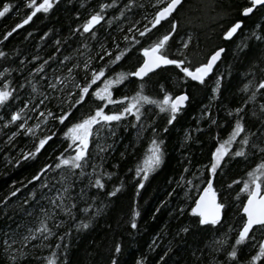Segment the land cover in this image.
I'll use <instances>...</instances> for the list:
<instances>
[{
    "label": "trees",
    "instance_id": "obj_1",
    "mask_svg": "<svg viewBox=\"0 0 264 264\" xmlns=\"http://www.w3.org/2000/svg\"><path fill=\"white\" fill-rule=\"evenodd\" d=\"M42 2L36 0L37 5ZM30 3L0 0V10L11 5L0 18V90L12 93L0 104V264H48L50 259L55 264H111L113 259L118 264H252L264 229L254 228L245 244L235 241L245 219L243 181L264 161V89L258 90L264 81V39L256 38L264 37V7L242 17L249 0H182L172 16L152 28L163 7L158 0H53L47 13H37L13 31L33 10ZM102 5L109 7L102 10ZM97 13L102 22L84 32L83 25ZM237 20L243 27L231 40H223ZM172 24L177 25L174 32ZM146 27L151 31L141 36ZM169 33L165 54L185 59L189 67L224 48L204 84L169 66L143 80L129 77L112 92L117 100L132 97L143 84V94L155 100L166 92L173 97L187 93L189 100L175 121L169 124V113L146 104L140 121L129 115L112 122L114 135L96 126L98 135L90 139L82 169L58 168L61 156L75 155L76 145L69 147L65 137L68 128L104 106L92 93L105 79L134 71L142 61L141 50ZM122 52V59L111 63ZM101 69L105 76L77 104L80 89ZM245 85H250L247 91ZM122 107L108 105L105 112ZM17 113L20 119L12 121ZM61 116L67 117L64 123ZM237 120L245 132L229 146L230 152L239 150L247 137V155L225 157L213 176L212 154ZM29 128L33 131L27 132ZM48 136L52 139L35 158H24ZM153 139L163 141V158L145 181L143 174L136 176V168ZM96 178L102 189L95 187ZM211 178L225 208L220 223L201 225L192 207ZM42 223L50 232L38 231ZM117 245L120 253L115 252ZM233 247L235 260L229 257Z\"/></svg>",
    "mask_w": 264,
    "mask_h": 264
},
{
    "label": "snow or ice",
    "instance_id": "obj_2",
    "mask_svg": "<svg viewBox=\"0 0 264 264\" xmlns=\"http://www.w3.org/2000/svg\"><path fill=\"white\" fill-rule=\"evenodd\" d=\"M162 0H158V3H161ZM182 0H168V3L165 7L161 8L154 16L152 20V28H156L161 24L162 21L167 20L180 6ZM249 7H245L242 10V15L247 17L253 13L258 7H264V0H249ZM29 8L33 9L29 15L23 20L21 24H17L13 31L16 28H21L24 25L28 24L34 16L39 12L47 13L53 7V0H43L42 3L37 5L36 0H31V3L28 5ZM109 7V5H102L101 8ZM11 5L5 4L3 9L0 10V18H3L9 11ZM103 16L100 13L92 15L90 19L83 25V31L89 32L93 27L101 22ZM177 25L172 24L171 31L176 30ZM243 27V21H236L232 24L224 33L225 39H231L241 28ZM151 29L145 28L144 31L140 32L141 36L146 35L150 32ZM8 35H12V32H9ZM171 38V33L165 34L158 41L153 43L150 47L143 49V63L132 72L128 73H119L117 74L116 79L107 78L103 82V87L98 88L92 95L101 102H105L103 107H97L94 114L87 116L86 118L80 120L79 122L73 124L68 128L65 133V137L71 141L69 147L73 144L76 145L75 155H70L67 158L61 156L60 162L56 165L58 168L61 166H68L71 169H82L83 162L86 160L88 155V147L90 139L93 135H98V131L94 132L97 125H100L102 128H108L111 130L112 122H120L125 119L127 116L132 115L135 117L136 121H140L143 113L142 108L144 105H155L158 107L159 112L169 113L168 123L171 124L175 121L177 114L181 111L182 107L186 106V102L189 100L187 93H183L173 97L170 93H165L161 100H155L150 98L147 95L143 94V84L140 85V91H138L134 96L128 97L124 96L121 99L117 100L113 98L112 89L116 85L122 84L129 77H137L143 80L149 73L155 71L162 66L174 65L176 68L183 73V76L190 78L192 81L199 82L204 84L205 78L213 72L214 67L217 61L221 58V54L224 52L223 48H220L212 52L206 59L205 62L200 63L196 67H189L185 59H172L165 54V49L168 44V41ZM257 39H264V37L257 36ZM127 39V38H126ZM185 48L188 47V44L184 45ZM3 55V53H0ZM124 53L115 57V60L111 63L120 61ZM87 68L88 65L86 64ZM71 71V70H70ZM105 76V69H101L99 72H93L90 83L86 84L80 89L79 99L76 101L77 104L82 103L87 95H89V89L92 85H95L98 80ZM220 81L217 80V85ZM79 87V86H78ZM250 85H245L244 91H247ZM264 89V81L260 82L258 85V90ZM218 87L214 91H218ZM12 93L7 90H0V104H3L11 97ZM256 92H253L250 99H255ZM108 105H123L120 111H113L111 113H106L105 108ZM261 109L264 110V105H261ZM237 112L242 111V109H237ZM43 115V114H42ZM66 116L60 117V122L64 123ZM20 119V114L17 113L12 117V121ZM23 127V125H20ZM33 129H27V132H32ZM167 131V129H165ZM245 132L244 124L237 120L234 129L232 130L230 136L227 140L219 145L216 148L215 152L212 154V162L210 165V171L213 176L216 175L217 169L222 167V163L225 162V157L234 156V157H245L247 155L244 150V145L249 143L247 137L240 141L241 148L234 153L230 152L229 146L236 140L241 133ZM114 135V131H112ZM52 139L51 136L45 137L39 140L38 145L36 146L35 152L28 153L24 158L28 159L29 157L35 158V156L45 147V145ZM163 141H157L153 139L149 146L148 152L143 160L141 166L136 168V176H141L143 174V180H147L149 173L154 171L162 163L163 151L161 144ZM103 151V149H101ZM261 152H264V149H261ZM83 175V172H81ZM248 179L243 181V187L241 192L247 194V203L243 206V213L246 216V220L243 223L242 229L239 232L238 238L235 241L236 245L245 244L250 239V233L254 228L264 229V161L259 163L252 171L247 173ZM109 178L111 175L109 174ZM34 179H39V176L34 177ZM191 183V182H189ZM235 184H239L240 181H233ZM95 187L102 189L104 184L100 178H96L94 181ZM139 187L143 188L144 184L139 182ZM231 187V185H229ZM67 191V189H65ZM120 189L117 188L114 191L110 192V196H115ZM15 195V193H13ZM239 198V197H238ZM74 206V205H73ZM225 208V205L219 202L217 198V192L213 187L212 180H209L207 187L203 189V193L200 198L195 201V207L192 209V214L199 217V223L201 225H217L220 223L222 218V211ZM136 216L139 215V212L135 213ZM81 227L88 228L87 223H82ZM132 228H136L137 225L133 221L131 224ZM40 232H50L45 224L42 223ZM184 231H188L187 228ZM25 239H28L27 237ZM115 252H121V246L117 245L115 247ZM229 257L233 260L237 257V249L233 247L232 251L229 253ZM264 258V242L259 244V251L256 255L252 256V264H255L256 261H261V264H264V261L261 260ZM15 259V257L13 258ZM48 264H55L54 259H50ZM111 264H118L116 259H113ZM137 264H143L142 261H138Z\"/></svg>",
    "mask_w": 264,
    "mask_h": 264
},
{
    "label": "water",
    "instance_id": "obj_3",
    "mask_svg": "<svg viewBox=\"0 0 264 264\" xmlns=\"http://www.w3.org/2000/svg\"><path fill=\"white\" fill-rule=\"evenodd\" d=\"M241 16H242V17H245V16L242 15V13H241ZM89 19H90V18H89ZM89 19H88V20H89ZM237 21H242V20H237ZM101 22H102V20H101ZM101 22H100V23H101ZM235 22H236V21H235ZM235 22H234V23H235ZM100 23H99V24H100ZM234 23H233V24H234ZM99 24H97V25H99ZM97 25H95V26L93 27V29H94ZM230 26H231V25H230ZM230 26H229V27H230ZM229 27H228V28H229ZM228 28H227V29H228ZM93 29H92V30H93ZM89 32H90V31H89ZM225 32H226V31H225ZM237 33H238V32H237ZM237 33H236V34H237ZM236 34H235V35H236ZM235 35H234V36H235ZM234 36H233V37H234ZM233 37H232V38H233ZM232 38H231V39H232ZM231 39H225V38H224V34H223V40H225V41H229V40H231ZM222 48H223V47H222ZM219 49H220V48H219ZM223 49H224V48H223ZM217 50H218V49H217ZM222 54H223V53H222ZM222 54H221V56H222ZM141 56H142V61H141L140 65H141V64L143 63V61H144V57H143V49L141 50ZM220 59H221V58H220ZM220 59L217 61V63H216V65H215L214 69L216 68V66H217V64L219 63ZM140 65H139V66H140ZM139 66H138V67H139ZM169 66H174V65L162 66L161 68L169 67ZM138 67H137V68H138ZM137 68H136V69H137ZM136 69H135V70H136ZM158 69H160V68H158ZM158 69H156V70H158ZM135 70H134V71H135ZM156 70H155V71H156ZM155 71H153V72H155ZM153 72H151V73H153ZM151 73H149V74H151ZM149 74H148V75H149ZM210 74H211V73H210ZM210 74H209V75H210ZM207 77H208V76H207ZM133 78H135V79H139V78H137V77H133ZM181 94H183V93H181ZM178 95H180V94H178ZM176 96H177V95H176ZM182 108H183V107H182ZM211 180H212V178H211ZM206 187H207V184L203 187V189L206 188ZM203 189H202L201 192L199 193V195H198L196 201H197V200L200 198V196L202 195V193H203ZM246 203H247V196H246V198H245V201H244V203H243V206H244V204H246ZM243 206H242L241 212H242V214H243V216H244V218H245V220H246V216H245L244 213H243ZM194 207H195V203H194L192 209H193ZM221 219H222V218H221ZM244 222H245V221H244ZM241 229H242V228H241ZM241 229H240V231H241ZM262 241L264 242V236H263V240H262Z\"/></svg>",
    "mask_w": 264,
    "mask_h": 264
},
{
    "label": "rangeland",
    "instance_id": "obj_4",
    "mask_svg": "<svg viewBox=\"0 0 264 264\" xmlns=\"http://www.w3.org/2000/svg\"><path fill=\"white\" fill-rule=\"evenodd\" d=\"M167 3H168V0H162V2H161V4H163V7H165L167 5ZM93 136H95V135H93Z\"/></svg>",
    "mask_w": 264,
    "mask_h": 264
},
{
    "label": "bare ground",
    "instance_id": "obj_5",
    "mask_svg": "<svg viewBox=\"0 0 264 264\" xmlns=\"http://www.w3.org/2000/svg\"><path fill=\"white\" fill-rule=\"evenodd\" d=\"M241 13H242V12H241ZM218 49H219V48H218ZM216 50H217V49H216ZM216 50H214V51H216ZM214 51H213V52H214ZM244 221H245V219H244ZM242 226H243V225H242ZM241 228H242V227H241Z\"/></svg>",
    "mask_w": 264,
    "mask_h": 264
},
{
    "label": "flooded vegetation",
    "instance_id": "obj_6",
    "mask_svg": "<svg viewBox=\"0 0 264 264\" xmlns=\"http://www.w3.org/2000/svg\"><path fill=\"white\" fill-rule=\"evenodd\" d=\"M249 6H250V5H249ZM249 6H248V7H249Z\"/></svg>",
    "mask_w": 264,
    "mask_h": 264
}]
</instances>
